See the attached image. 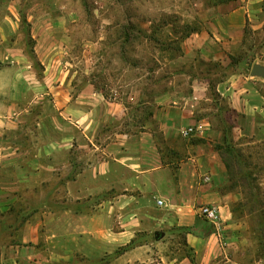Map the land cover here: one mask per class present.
Here are the masks:
<instances>
[{
  "label": "crops",
  "instance_id": "obj_1",
  "mask_svg": "<svg viewBox=\"0 0 264 264\" xmlns=\"http://www.w3.org/2000/svg\"><path fill=\"white\" fill-rule=\"evenodd\" d=\"M208 11L179 56L205 67L170 70L150 99L137 86L106 96L91 69L82 81L66 68L37 75L15 41L20 22L0 21V252L30 251L41 231L57 251L89 254L80 264H150L153 252L156 264H264L244 243L245 221L264 207L234 219L233 204L246 203L226 191L215 149L227 139L239 159L264 152V78L250 75L264 66V41L245 33L246 22L264 30V0ZM198 122L202 134L181 135ZM200 205L216 209L217 228ZM179 234L189 256L176 255Z\"/></svg>",
  "mask_w": 264,
  "mask_h": 264
},
{
  "label": "rangeland",
  "instance_id": "obj_2",
  "mask_svg": "<svg viewBox=\"0 0 264 264\" xmlns=\"http://www.w3.org/2000/svg\"><path fill=\"white\" fill-rule=\"evenodd\" d=\"M226 1L0 0V21L13 18L20 22L15 41L26 51L37 75L48 67L66 68L75 70L82 81L87 79L84 72L91 69L92 81L106 96L126 97L132 95L137 86L143 99H150L156 85L166 79L170 70L205 67L200 60L179 59L183 53L182 40L210 17L208 8ZM22 16L27 24L22 22ZM64 21L63 29L59 22ZM248 23L246 37L260 45L264 41V30L259 35L252 34ZM229 143L233 146L231 141ZM262 150L254 148L259 154L241 159L236 152L228 154L219 150L227 170L226 191L234 197L241 193L240 199L246 203L233 204L234 219L246 213L245 210L264 207ZM239 165H244L246 170H239ZM31 208L38 212L40 207ZM258 217L259 214H252L251 219L245 221L244 243H248L249 238V242L256 245V255L264 258V248L257 243V235L251 228ZM40 233L38 242L34 246L30 244L32 249L28 252H0V264H71V261L80 264L89 259V254L57 251L56 238H52L53 242L48 238L46 244V238ZM6 238L0 236V244L5 243ZM174 240L176 255L180 257L186 253L183 235L179 234ZM152 258L150 264H156L155 252Z\"/></svg>",
  "mask_w": 264,
  "mask_h": 264
},
{
  "label": "built area",
  "instance_id": "obj_3",
  "mask_svg": "<svg viewBox=\"0 0 264 264\" xmlns=\"http://www.w3.org/2000/svg\"><path fill=\"white\" fill-rule=\"evenodd\" d=\"M206 128V124L203 122H198L195 125H190L187 127H184L181 130V135L183 137H191V136H196V135H200L204 132ZM205 180H207V178H205ZM157 204L160 205L162 204L161 200L157 201ZM197 213L198 215L204 217L206 220L212 222L216 228L218 227V223H219V217L217 214V211L215 208L209 206V205H200L197 207Z\"/></svg>",
  "mask_w": 264,
  "mask_h": 264
},
{
  "label": "trees",
  "instance_id": "obj_4",
  "mask_svg": "<svg viewBox=\"0 0 264 264\" xmlns=\"http://www.w3.org/2000/svg\"><path fill=\"white\" fill-rule=\"evenodd\" d=\"M22 22L24 24H27L26 18L24 16H22ZM224 141L225 142L222 143V145L219 144V145L215 146L216 150H218V151L223 150V152L226 151L228 154H231L233 152V154H234L235 150L233 149V146H231V144L229 143L230 141L229 140L227 141V139H225ZM222 157H223V154H222ZM251 228H252L253 232L256 233V235H257V238H258L257 243L260 244L262 246V248H264V212L262 210L259 214V217L256 220V223H254ZM134 243H135V241L132 240L126 246L117 249L112 256H117V255L121 254L122 252H124L125 250H127L128 248L133 246ZM186 255L189 256V253L186 252Z\"/></svg>",
  "mask_w": 264,
  "mask_h": 264
},
{
  "label": "water",
  "instance_id": "obj_5",
  "mask_svg": "<svg viewBox=\"0 0 264 264\" xmlns=\"http://www.w3.org/2000/svg\"><path fill=\"white\" fill-rule=\"evenodd\" d=\"M250 75L251 76H259V77H263L264 78V66H261L259 64H254L251 67Z\"/></svg>",
  "mask_w": 264,
  "mask_h": 264
}]
</instances>
